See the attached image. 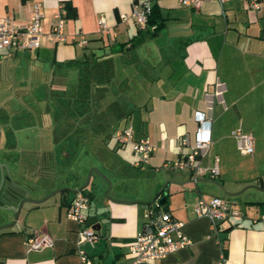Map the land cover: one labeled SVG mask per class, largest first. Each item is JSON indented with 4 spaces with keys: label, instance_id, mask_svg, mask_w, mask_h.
Listing matches in <instances>:
<instances>
[{
    "label": "crops",
    "instance_id": "obj_1",
    "mask_svg": "<svg viewBox=\"0 0 264 264\" xmlns=\"http://www.w3.org/2000/svg\"><path fill=\"white\" fill-rule=\"evenodd\" d=\"M66 1L77 13L67 11L65 32L85 35L86 45L43 37L35 49H0L1 165L16 167L17 159L43 186L34 193L40 197L57 186L78 188L93 166L108 175L110 196L95 170L84 189L88 222L100 238L81 245L104 264H133L128 244L167 179L174 181L161 194L164 208L184 222L192 243L139 264H264V190L244 188L264 176V0L259 8L250 0H150L158 29L121 19L137 0H0V14L27 22L39 2L48 32ZM101 17L110 33L100 30ZM202 113L211 120L212 143L201 163L217 164L219 174L164 167L195 145ZM128 123L136 135L150 136L149 162L136 164L132 144L114 137ZM238 126L253 133L252 153L238 148L232 135ZM181 136L190 144L183 146ZM214 180L241 191L225 194ZM74 195L58 193L1 230L0 264H81L79 223L67 216ZM213 195L239 211L217 228L194 210L200 196ZM36 233H49L52 244L29 249L25 241Z\"/></svg>",
    "mask_w": 264,
    "mask_h": 264
},
{
    "label": "built area",
    "instance_id": "obj_2",
    "mask_svg": "<svg viewBox=\"0 0 264 264\" xmlns=\"http://www.w3.org/2000/svg\"><path fill=\"white\" fill-rule=\"evenodd\" d=\"M199 1L195 0L196 4H199ZM183 2L188 3L189 0H183ZM250 5L259 8L260 0H250ZM152 11L153 4L150 0H137L133 4L132 12L121 14V19L123 21L132 19L144 26L148 23ZM43 15L39 2L34 3L32 14L27 22H18L10 16L0 14V49H9L12 46L21 49H35L42 45L43 37L52 41L77 42L79 45L88 43L85 35H68L65 32L67 8L64 3L55 14L52 28L48 32L43 31ZM98 23L102 32L110 33V27L104 17H101ZM196 120L199 122V127L196 132L195 145L179 159L165 162L164 167L189 168L195 176L208 171L211 176L215 177L220 171L218 165L205 166L201 163L203 150L208 149L212 143L211 120L204 113L197 116ZM113 135L122 145L132 144L137 154L136 164L150 161L155 146L148 134L136 135L133 124L128 123L116 129ZM232 135L236 138L238 148L242 152L252 153L254 151L252 132L238 126L232 130ZM181 142L183 146L190 144L187 136H181ZM161 197V195L158 196L150 204L149 219L144 223L142 231L128 244L133 264L164 258L192 243L191 237L183 229L184 222L164 208V203L160 201ZM90 202L91 197L88 192L83 189L76 191L68 206L67 216L79 223L77 253L81 264H104L81 246L84 242L95 243L100 238V231L88 222L85 210L89 208ZM194 210L198 216L209 217L214 228H217L220 222L231 215L239 214L231 201L223 195H213L209 198L200 196L195 203ZM52 241L53 238L49 233H36L30 235L25 243L29 249H40L51 245Z\"/></svg>",
    "mask_w": 264,
    "mask_h": 264
},
{
    "label": "water",
    "instance_id": "obj_3",
    "mask_svg": "<svg viewBox=\"0 0 264 264\" xmlns=\"http://www.w3.org/2000/svg\"><path fill=\"white\" fill-rule=\"evenodd\" d=\"M0 135H1V130H0ZM0 145H1V139H0ZM16 162H17L16 167H11L9 166L8 163H4L2 165L0 163V221L8 217H13V220L10 222L0 223V231L9 227L16 226L17 221L24 210L27 212V214H29V212L34 210V205L35 206L40 205L58 193L64 191L76 192L81 189L83 190L86 189L87 186L90 185L91 175L94 170L100 173L101 176H103V178H105L108 181L109 186L105 194L107 196H110L109 189L112 186V180L97 166H93L90 168L87 176V180L83 184H81L78 188L72 186H66V185L57 186L52 190L48 191L44 196L41 197L35 196L36 192L42 189L43 186L38 181L26 175V172L22 170L20 162L17 159ZM173 181H174L173 179H167L164 182L163 186L159 189L158 193L149 201V203H152L162 193L166 194L168 192L169 184ZM214 181L218 183L217 180ZM53 185H55V183H53ZM219 185L222 187L225 194L228 195H235L241 191V190L230 191L224 185L222 184ZM247 187H254L260 190H264V176L260 177L259 183H251L245 186L244 188ZM65 196L66 194H64V197ZM122 201H126V200H122ZM160 201L162 203H165L166 196L163 195L160 198ZM29 204H32V206L28 207ZM93 227L99 230V227H97L96 225H93Z\"/></svg>",
    "mask_w": 264,
    "mask_h": 264
},
{
    "label": "trees",
    "instance_id": "obj_4",
    "mask_svg": "<svg viewBox=\"0 0 264 264\" xmlns=\"http://www.w3.org/2000/svg\"><path fill=\"white\" fill-rule=\"evenodd\" d=\"M65 6L67 7V11H68V16H75L76 15V13H77V10H76V6L75 5H73V3L72 2H70V1H66L65 3ZM157 9H156V6L154 5L153 6V11H152V13H151V15H150V17H149V23H157V21L158 20H156V19H154V18H156L157 17ZM160 23H161V21H160ZM160 23H157L156 25H155V29H158L159 27H160ZM156 31V30H155Z\"/></svg>",
    "mask_w": 264,
    "mask_h": 264
},
{
    "label": "rangeland",
    "instance_id": "obj_5",
    "mask_svg": "<svg viewBox=\"0 0 264 264\" xmlns=\"http://www.w3.org/2000/svg\"><path fill=\"white\" fill-rule=\"evenodd\" d=\"M82 88H83V87H82ZM80 92H83V89H81ZM92 114H93V116L97 117V115L100 114V113L97 114L96 112H95V113L93 112ZM122 123H123V122H122ZM163 170H168V169H164V168L162 167V171H163ZM108 185H109V184H108ZM87 188H89V186H87ZM87 188H86V189H87ZM166 190H167V189H166Z\"/></svg>",
    "mask_w": 264,
    "mask_h": 264
},
{
    "label": "flooded vegetation",
    "instance_id": "obj_6",
    "mask_svg": "<svg viewBox=\"0 0 264 264\" xmlns=\"http://www.w3.org/2000/svg\"><path fill=\"white\" fill-rule=\"evenodd\" d=\"M12 220H13V217H12V218L8 217V218L2 220V222H10V221H12Z\"/></svg>",
    "mask_w": 264,
    "mask_h": 264
}]
</instances>
